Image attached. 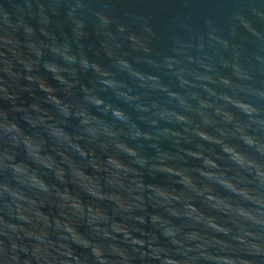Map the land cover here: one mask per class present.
<instances>
[{"label": "water", "instance_id": "1", "mask_svg": "<svg viewBox=\"0 0 264 264\" xmlns=\"http://www.w3.org/2000/svg\"><path fill=\"white\" fill-rule=\"evenodd\" d=\"M94 249L104 264H264V0H0V264H101Z\"/></svg>", "mask_w": 264, "mask_h": 264}, {"label": "clouds", "instance_id": "2", "mask_svg": "<svg viewBox=\"0 0 264 264\" xmlns=\"http://www.w3.org/2000/svg\"><path fill=\"white\" fill-rule=\"evenodd\" d=\"M101 18L104 20V22L106 24L109 22L107 20V18H105V17H101ZM82 26L83 25H81V27ZM131 39L135 40L136 38L135 37H131ZM53 51H59V49L53 48ZM62 55H63V58L66 61L71 62V63H75L76 62V56L69 54V52L67 50V46H65V50L62 53ZM80 62H81V64L83 65V67L85 69L91 68L92 70H94L97 73H99L101 75V77L104 78L102 82L105 85L115 86V84H116L115 79L114 78H109V73L104 72V71H101V68H100V66L98 64H96V63H90L87 59H82ZM121 64L124 67H126V68H130V65L128 64L127 61H121ZM46 68L53 74V78L56 79L58 82H60L61 84H67L68 83V81L65 79L64 75H62V71L63 70L60 68V66L56 65L55 63H50V64L46 65ZM132 74L140 77L141 79H143L142 74H140L139 72H136V71L133 70L132 71ZM41 88H42V90H44L46 92H52L53 91L50 87L44 85L43 83L41 84ZM84 91L89 94V99H91V101L94 104V106L99 107V106L105 105V101H104L103 98H101L99 96H93V95H91V92H92L91 89H88L87 87H85L84 88ZM125 95H127V94L125 93ZM173 95H175V94L173 93ZM52 99H53V101H54V103L56 105L60 106V110H61V112L65 116L69 115V107H68V105L62 104L61 100L58 97L54 96V95H53ZM237 106L238 107H245V108H247V110L249 111V114H251L252 112L255 111V109H252L249 106L244 105L243 103H240ZM77 115L83 117L82 123L85 124V125H93V124H99L100 123V121L96 117L92 116L86 110H83L82 109L81 111H79L77 113ZM112 115L114 117H116L120 121H125L126 122L128 120V117L119 108H112ZM177 119L184 120L185 117H183V116H177ZM49 124L50 125L51 124H54V122L53 121H49ZM103 127L105 129L107 128L106 125H104ZM4 128H5V130L7 132H18L19 131V128H18V126L16 124H10V125L9 124H5L4 125ZM88 131L91 132L93 136H95V135H97V133H99L101 131V128H98V127H89L88 128ZM58 132H59L60 136L63 137L64 139L68 140L70 144L73 142V138L64 129L58 127ZM109 135H115V133H109ZM137 135H139V133H137ZM200 136L202 138H204V139H207L208 138L207 137V134L206 133H203V132L200 133ZM248 143L251 144V143H254V141L249 140ZM75 147H76L77 151L81 153V155H85V153L80 149V146H79L78 143L75 144ZM116 147L119 148V149H121V150H123L128 155H131V156H136L137 155V152L134 149H132L131 147L126 146L122 142L117 143L116 144ZM227 150L228 149H225V151H227ZM232 151H235V149H232ZM108 162L110 164H114L118 168L123 167V165L119 162V160L117 158L108 157ZM144 162L145 161H143V160L141 161V163H144ZM163 170H165V171H174L173 169H170V168H167V167H165ZM175 174L179 175V173H175ZM188 183L189 184L192 183V180L190 178L188 179ZM161 195H163L166 199L169 198V194H167V193H163L162 192ZM170 198L171 199H177V197H175V196H172ZM189 207L193 211L196 210V206L194 204H190ZM155 219H159V218L158 217H154V220ZM164 222L167 223V221H164ZM213 226H215V225H213ZM166 234L167 235H171V236H175L176 235V232L174 230H172V229H167L166 230ZM173 243L179 244L180 241L179 240H174ZM94 252L97 254L98 258H100L101 264H104V258L102 256V254L100 253L99 249H94ZM166 264H179V262L178 261H175V260H172V259H168V260H166Z\"/></svg>", "mask_w": 264, "mask_h": 264}]
</instances>
